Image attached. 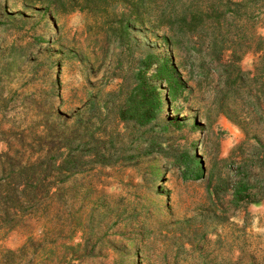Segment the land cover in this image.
I'll return each instance as SVG.
<instances>
[{"label":"rangeland","instance_id":"374dc122","mask_svg":"<svg viewBox=\"0 0 264 264\" xmlns=\"http://www.w3.org/2000/svg\"><path fill=\"white\" fill-rule=\"evenodd\" d=\"M245 9L249 34L264 37V0ZM92 24L79 12L51 18L40 6L0 0V264H264V166L251 180V202L212 193L221 175L236 180L253 149L241 143L260 136L264 148V122L250 124L242 104L236 121L220 114L215 75L188 81L174 108L156 82L163 112L146 129L176 153L195 154L203 178L185 180L159 152L138 163L89 162L97 144L122 148L101 143L124 133L114 107L125 106L129 91L108 43L87 33ZM135 36L142 49L171 56L159 38ZM263 54L249 51L239 67L252 77ZM176 118L186 127L173 126ZM83 129L94 143L69 145ZM79 152L83 161L68 170Z\"/></svg>","mask_w":264,"mask_h":264},{"label":"trees","instance_id":"16d2710c","mask_svg":"<svg viewBox=\"0 0 264 264\" xmlns=\"http://www.w3.org/2000/svg\"><path fill=\"white\" fill-rule=\"evenodd\" d=\"M250 1L23 0L26 5L40 6L51 18L73 12L88 17L93 24L86 27L87 33L108 43L112 59L121 68V89L129 91H126L125 106H115L114 109L119 113V123L123 125L124 133L106 136L101 145L111 148L121 145L122 148L100 149V144H97L88 156L90 163L103 166L125 160L138 163L144 156L157 155L159 152L169 164L183 170L185 180L203 178L206 169L195 154L191 155L185 149L182 153H176L169 147L167 140L150 135L146 130L163 112L165 101L156 82L165 84V103L173 102L174 108L184 91L188 92V81L206 80L213 74L215 87L211 94L220 114L236 121L239 105L242 104L249 111L250 124L264 122V83L259 76L264 71V54L252 77L250 72H244L239 67L241 59L249 51L264 53V37L249 34L250 19L246 20L252 16L245 7ZM138 32L159 38L171 56L160 57L150 50L142 49L135 36ZM228 52L230 59L223 63V56ZM175 110L178 108L175 107ZM173 126L177 129L186 127L177 118L173 119ZM195 127L193 125L190 129ZM127 135H137L136 140L131 141ZM84 138L89 139L84 144L94 143V135L83 129L80 134L70 135L68 144L77 142L74 144L82 145ZM251 140L252 144H248V141L241 143L253 149L249 157L242 161L241 167L237 168L239 172L234 176L236 180L232 183L229 177L221 178V175L215 179L212 187L215 196L230 190L231 202L235 205L251 202L248 193L257 185L251 180L264 166V148L260 136H254ZM127 144L134 147L124 148ZM154 145H158L157 151H152ZM73 157L74 162L71 158L66 160L67 168L72 163L75 166L83 161L81 152ZM228 162L223 161L224 164ZM227 166L230 169L233 167ZM213 179L211 175L208 182L210 186Z\"/></svg>","mask_w":264,"mask_h":264}]
</instances>
